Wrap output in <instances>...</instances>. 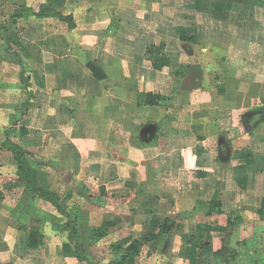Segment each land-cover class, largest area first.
<instances>
[{"label":"crops","instance_id":"1","mask_svg":"<svg viewBox=\"0 0 264 264\" xmlns=\"http://www.w3.org/2000/svg\"><path fill=\"white\" fill-rule=\"evenodd\" d=\"M38 2L63 20L0 43V264H115L122 240L143 243L133 264H188L228 216L264 225V0Z\"/></svg>","mask_w":264,"mask_h":264},{"label":"rangeland","instance_id":"2","mask_svg":"<svg viewBox=\"0 0 264 264\" xmlns=\"http://www.w3.org/2000/svg\"><path fill=\"white\" fill-rule=\"evenodd\" d=\"M38 1L39 0H0V43L3 47L8 44V39L11 40V43L13 44L12 37H10L9 33H14L16 35V38L14 39L16 41L18 37L22 35L23 26H27L28 24L24 18L14 19V10L20 5L36 7L39 4ZM18 79L20 82L24 83L21 77H18ZM3 84L4 86L6 85V87L10 86L11 91L13 90V83L8 81V79H4ZM7 97L8 95L4 96V99ZM1 98L2 97H0V99ZM0 117H2V115H0ZM9 165V163H6V160H2L0 152V167L11 168ZM233 228L236 229L233 230V235L229 241V249H231L230 251L232 254L217 259L210 251H202L198 252L196 255L188 257V264H264V225L252 226L248 224L239 228H237L236 225ZM188 242H190V240H188ZM192 245L194 246L195 244ZM160 258H156L155 255L152 257L154 262H158L159 264H164L166 261H175L174 257L165 259ZM176 261L179 264H183L181 259H177Z\"/></svg>","mask_w":264,"mask_h":264},{"label":"trees","instance_id":"3","mask_svg":"<svg viewBox=\"0 0 264 264\" xmlns=\"http://www.w3.org/2000/svg\"><path fill=\"white\" fill-rule=\"evenodd\" d=\"M30 16H34L36 18L58 17L59 19L63 20V16L61 12L54 11L53 9L49 7V5L45 3L40 4L37 11H34L33 8L30 6L20 5L13 12L14 19L27 18ZM9 35L10 37H12L13 43H15L16 41L14 39L16 38V35L14 33H9ZM20 77L22 81L25 82L23 69L20 72ZM3 144L12 153L13 159L17 165V172H16L17 176L20 177L26 184H28L34 193L39 194V196L42 197L44 200L50 201L56 207V209L63 212V210L61 209L58 203V197H56L51 192L43 191L36 187V179H35L36 174H35V171L32 170L27 163V152L19 144L11 141L9 138L6 139ZM262 201L264 202V199ZM208 211L210 213H213V212L221 213L220 202L219 201L211 202L208 206ZM259 212L260 214L263 213L261 209L259 210ZM240 222H241V219L239 217L231 218V216L230 217L228 216L227 224H226V232L224 236L222 237L221 247L213 253V256L215 258L219 259V257H224L229 254H232L230 251L231 249H229L228 247V236L230 235L233 227H235ZM109 225L110 223L104 222L99 227L94 228L90 234V237L92 239L100 240L102 237H104L107 234V228ZM198 242H200V239L197 238V235H196L195 238H193V244H196ZM142 246H143V243H141L138 240H133L131 242L127 240H122V241H116L115 243H112L110 245V249L112 251L117 252L120 249L123 250L121 252V255L117 256L118 261L115 264H122L124 262H126L127 264H133L134 257L140 254ZM78 257L80 258V260L86 259L82 255V253L79 252V250H78Z\"/></svg>","mask_w":264,"mask_h":264}]
</instances>
